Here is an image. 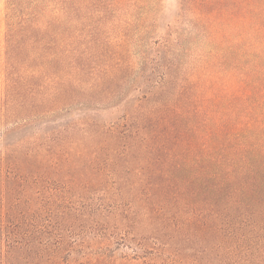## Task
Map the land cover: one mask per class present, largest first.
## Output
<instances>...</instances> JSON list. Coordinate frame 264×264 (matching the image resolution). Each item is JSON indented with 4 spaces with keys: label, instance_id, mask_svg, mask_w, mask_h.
Masks as SVG:
<instances>
[{
    "label": "trees",
    "instance_id": "1",
    "mask_svg": "<svg viewBox=\"0 0 264 264\" xmlns=\"http://www.w3.org/2000/svg\"><path fill=\"white\" fill-rule=\"evenodd\" d=\"M84 1L5 0L0 119L1 127H15L0 134V264H264V0H178L180 13L166 25L171 31L154 40L149 34L164 5L146 11L135 21L142 42L137 59L124 41L100 43L89 32L92 38L84 42ZM95 1L97 23L110 27L121 23L109 21L115 18H108L110 12L130 0ZM100 56L109 59L98 63ZM119 82L125 91L113 112L124 111L114 121L59 123L56 116L75 107L69 105L60 113L33 110L96 91L113 95L110 88ZM16 88L22 97L14 98ZM98 105L93 111L104 112ZM15 132L16 141L2 143ZM66 133L98 141L82 149ZM69 150L89 154L85 168L100 177L101 203L81 207L72 196L61 202L55 189L48 203L57 216L40 219L37 184L51 180L49 171L79 168ZM107 152H135L146 160L158 188L147 210L132 214L128 172L119 175ZM29 181L36 190L26 200L36 215L23 218L18 200L9 198ZM144 189L140 201L147 200ZM102 216L118 220L100 224ZM92 217L101 233L78 239L71 228ZM145 217L148 228L171 234L168 241L143 233ZM198 241L211 244L192 261L183 250ZM88 244L97 247L84 251ZM113 246L123 255H115Z\"/></svg>",
    "mask_w": 264,
    "mask_h": 264
},
{
    "label": "rangeland",
    "instance_id": "2",
    "mask_svg": "<svg viewBox=\"0 0 264 264\" xmlns=\"http://www.w3.org/2000/svg\"><path fill=\"white\" fill-rule=\"evenodd\" d=\"M90 1H94L93 7L88 5ZM84 3H85V6L82 8L81 12L79 13V16H80L79 25L81 27L80 32H81V37L83 39L85 38L84 42L92 38L91 36L87 37L88 36L87 34L89 32H93V35L97 38V40L101 41L100 43L110 42L112 45H115L118 41H124L125 45H131L128 50L132 52L131 56H133V59L138 58L136 52H137V49L139 48L138 45L142 43L140 41L141 38L137 36V32H136L137 23L135 22L136 19H138L139 17H142L146 11L150 13L158 9V7H162V5H164L163 13L161 14V17H159V20L157 21V24L155 25V27L157 28L156 30L157 32L155 31L154 33L149 34L148 40H152L153 38L156 37V35H163V33L171 31V29H168L166 25L169 23L172 24L173 21H175V19L177 18V15L180 13L179 7H178V0H154V2L153 0L151 1L150 0L148 1L147 0H130L126 4L121 5L118 12L117 11L115 13L113 11L110 12V15L108 16V18L110 19L113 16H115V18L109 21H111L112 23L116 21H120L121 23H116L114 24V26L112 25L109 27L110 24L106 26V22L97 23V18H99L100 13L96 11L95 6L97 3L95 0H85ZM4 16H5V0H0V99L2 98L0 100V103H2V100H4V95L2 97V92L3 90H5V79H6V72H5L6 54L5 52H6L7 47L4 42V33H5ZM182 20L183 21L185 20V16H182ZM127 23H132V24L130 26H126ZM121 29H123L124 31H122ZM102 58L109 59V57L106 58L104 56H102ZM102 58L100 56V61L98 63L102 62L103 60ZM111 87L112 89L110 88V90H112L113 95L104 93V92L101 93V91H96V92L88 93L85 96H83V94L77 95L76 96L77 98L75 100H67L68 102L66 105L64 104L57 105L54 103H48L42 108L35 107L33 110L39 111V113H42V111L44 110L51 111V109H53L56 113H60L63 110H65L66 107L69 105L71 108H73L74 106L75 107L71 109L68 106V108L71 109V111L66 116L62 117L63 113L58 114L56 116V120L60 119L59 123L71 124L76 121L75 123L78 122V124H80V122L83 123V121H86L89 123H94V126H95V123H101L104 121H107V122L114 121L124 111V106H123L119 108L120 111L113 112L114 108L118 105V103H120L121 91L122 92L125 91V88H124L125 85L123 86L122 83L119 82L117 84H114ZM13 91H14L13 95H15L14 98H17V97L20 98L23 96L21 95L22 92L18 91V88L14 89ZM82 102L87 103L88 105H84L81 107L76 106ZM94 105L101 106L102 108L100 109H102L104 112H101V113L94 112L93 111ZM55 112L53 113L55 114ZM39 123L40 122H37L34 125H38ZM14 127H15L14 124H8L6 127H1V119H0V134L13 129ZM18 135L19 133L15 132L12 135H8V137L4 136L5 138H3L2 143H12L18 139ZM65 137L66 139L69 138V139L78 140V145H80V148L82 149L83 147L92 149L91 148L92 145H95V143L98 141L97 136L86 135V134L84 135L81 133H76V134L66 133ZM63 140L65 139L63 138ZM73 145L74 147L77 146L76 144H73ZM111 149L109 151H112ZM108 154L110 155L108 161L111 160L112 156L114 157L113 162L116 164V166H113V168L119 172V175H125V173L128 172L126 179L129 180V190H130L129 192L130 193L126 194L125 196L130 197L129 198L130 201L128 202L132 203L131 209L133 210H130L132 214L136 216L137 212H140L141 209L146 208L147 210L148 207H151L152 205L148 204L150 201H152L151 193L157 192V191H152V190H155L158 188L155 186V184H153L157 182L156 176L155 175L149 176V169L146 167V164H147L146 160H143L141 159V157H138V155L135 152H133L131 155H128L127 157L120 156L116 152L115 153L107 152V154L103 153L104 156ZM67 155H69L71 159L76 161L79 167L78 169L70 168V169H65L62 172H58V173L56 172V170L49 171L48 173L45 172L46 175H48L50 177L49 179L51 180L48 179L49 180L48 183L38 182L37 184V187L40 189V192H41V195L39 194L37 198V203H38V206L40 207L38 208V212L40 213H37V214L39 215L38 218L40 219L52 217L51 215L52 213L54 214V216H57L53 212V210H51V206L48 203V201H50L49 199L50 193H54L55 189H58L59 200L61 202L65 201V200H62L63 197L67 199V197L72 196V198L76 200L75 204L76 205L78 204L81 207L82 205L83 206L86 205V201L88 203H94L95 206L97 203H101L100 191H98V188H97L98 184L96 183L98 182V180L100 181V177L95 176L94 178L90 170L88 168H85V164H86L85 160L86 158L89 157V154L83 152L82 155H79L75 151L69 150ZM87 179L91 180L90 182L91 185L90 187L84 188L82 187V183L83 181L86 182ZM120 182L121 181L119 180L117 183L119 186L122 185L120 184ZM27 184L30 187H32V189H27L25 191L26 187L27 188L29 187L28 185L24 184L25 187L20 188L19 186L17 188L18 190L15 191L9 198L11 201L15 199L18 200L17 202L19 203V216H22L23 218H30L32 217L31 215H36L33 212L36 206L26 200V197L30 196L27 193L29 191L34 192L36 188L32 186L31 181L27 182ZM142 187L144 188L147 187V189H144L145 190L144 192H145V195L146 193H148V197L146 196L147 200L145 199L143 201H140L139 194H140V189ZM120 204L123 205L122 201L120 202ZM94 220H95L94 217H92L90 221L88 222L87 221H77L74 228H71V230L73 233H76L78 235L77 236L78 239L86 237V235L87 236L90 235V237H96L101 232H100V226L96 224L94 225ZM104 220L106 221L105 223L112 224L116 222L118 218L115 216H112V217L102 216L99 218L98 221H100V224H102L104 223ZM145 224L146 225L148 224V220L146 217L144 218L143 229H147L148 232L147 230H143V233L149 234L150 236L157 235L160 238V241L161 240L166 241L167 239L171 237V234L168 235L169 232L164 233L162 230L158 231V228H161V227L153 228L152 226H150L148 228ZM139 231H140V228L139 230L135 229L133 233L135 235H139L140 234ZM110 233L111 231L109 230L105 231V234H110ZM179 237L180 235H178L176 238H179ZM251 239L253 240L257 238L251 237ZM174 242H178V239H174V241L171 242V244L175 246ZM197 243L198 244L192 246V250H189V249L183 250L184 251L183 254H185V257H191L189 259L192 261L193 259L196 260V259L201 258V254L197 250H202V249L207 248L211 244V241H209L208 244H206L205 242H201V241H198ZM247 243H250V241L249 242L247 241ZM181 246L187 247L188 245L186 243L184 245H181V244L176 245L177 248ZM96 247L97 246L89 245V247L86 246V248H83V250L93 251L95 250ZM113 247H114L113 249L115 250V255H119V256L123 255L121 252V249L119 248L116 249L117 246H113ZM259 253H261V251L259 252L258 247H257V251L253 253L254 256L252 258V260L255 261L256 263H257V257L260 255ZM192 255H195V257L193 258ZM202 256H206V254ZM230 256L233 257L232 253Z\"/></svg>",
    "mask_w": 264,
    "mask_h": 264
}]
</instances>
